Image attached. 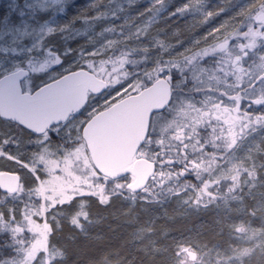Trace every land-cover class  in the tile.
I'll return each mask as SVG.
<instances>
[{
    "label": "snow or ice",
    "instance_id": "1",
    "mask_svg": "<svg viewBox=\"0 0 264 264\" xmlns=\"http://www.w3.org/2000/svg\"><path fill=\"white\" fill-rule=\"evenodd\" d=\"M63 5L0 30V264H264V0Z\"/></svg>",
    "mask_w": 264,
    "mask_h": 264
},
{
    "label": "rangeland",
    "instance_id": "2",
    "mask_svg": "<svg viewBox=\"0 0 264 264\" xmlns=\"http://www.w3.org/2000/svg\"><path fill=\"white\" fill-rule=\"evenodd\" d=\"M30 0H0V30H5V20H7L12 13H19L24 10L25 5L28 4ZM34 2V0H33ZM87 0H77V3L83 4L86 3ZM72 4V0H64V7L67 8L68 5ZM110 7L115 8L116 5H110ZM125 7H127L125 5ZM71 11L74 12V9ZM115 23H118L115 22Z\"/></svg>",
    "mask_w": 264,
    "mask_h": 264
}]
</instances>
